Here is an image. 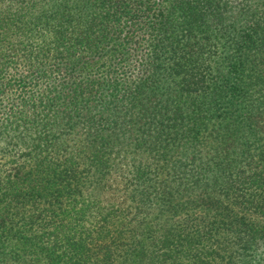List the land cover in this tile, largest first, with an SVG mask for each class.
Segmentation results:
<instances>
[{"label": "trees", "instance_id": "1", "mask_svg": "<svg viewBox=\"0 0 264 264\" xmlns=\"http://www.w3.org/2000/svg\"><path fill=\"white\" fill-rule=\"evenodd\" d=\"M0 264H264V0H0Z\"/></svg>", "mask_w": 264, "mask_h": 264}]
</instances>
